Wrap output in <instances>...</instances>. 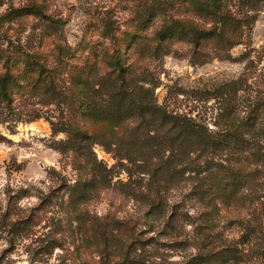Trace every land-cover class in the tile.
<instances>
[{
  "label": "clouds",
  "instance_id": "1",
  "mask_svg": "<svg viewBox=\"0 0 264 264\" xmlns=\"http://www.w3.org/2000/svg\"><path fill=\"white\" fill-rule=\"evenodd\" d=\"M139 2L125 8L120 0H0V53L11 57L16 80L7 85L11 103L0 102V264H109L102 251L87 250L81 215L97 224H137V236L125 240H135L129 256L134 264L143 254L140 242L150 239L165 245L187 243L186 251L160 249L166 264H186L201 253L203 214L215 209L226 217L211 233L217 243L231 246L226 264H264V159L246 168L260 187L246 181L238 186L245 211L228 217L224 204L210 202L209 196V191L236 187L240 174H225L224 169L238 168L237 157H264V0H219L218 8L205 4L199 15L186 11L185 0H171L174 21L159 10L165 0H143L137 16ZM107 20L115 22L113 37L119 44L99 35L92 38L93 31H104L101 21ZM49 25L57 29L51 37ZM165 27L167 32L160 35ZM129 31L144 38L146 58L129 59L132 39L124 37ZM49 38H59L62 47L76 53L66 64L69 70L80 69L77 81L62 75L60 65H45L56 69L57 91L74 102L72 109L56 107L42 91L33 93L22 78L28 69L18 50ZM94 45L102 46L97 53L119 49L125 62L122 79L109 75L113 70L108 68L97 82L92 80L83 57H92ZM81 46H89V52L81 53ZM17 63L19 70L13 67ZM4 72L0 61V74ZM104 79L115 87L104 89ZM83 83L93 84L91 100L80 94ZM224 85L235 90L224 96L199 94ZM146 94L150 102L143 99ZM117 95L125 127L115 128L116 138L105 141L82 105L94 102L109 119ZM150 121L157 123L150 126ZM183 121L197 131L203 128L211 142L195 146L192 132L179 125ZM133 141L153 147L133 153L129 163L123 145ZM13 161L17 170L9 169ZM120 161L128 171L119 167ZM129 184L136 185L134 193L124 191ZM176 208L184 219L174 240L165 234V224L174 226L169 218ZM10 209L14 214L5 225ZM29 217L36 223L10 232L11 222ZM118 261L113 256L110 264ZM148 264L165 262L153 255Z\"/></svg>",
  "mask_w": 264,
  "mask_h": 264
},
{
  "label": "rangeland",
  "instance_id": "2",
  "mask_svg": "<svg viewBox=\"0 0 264 264\" xmlns=\"http://www.w3.org/2000/svg\"><path fill=\"white\" fill-rule=\"evenodd\" d=\"M185 3L188 5L186 11L199 15L201 12L205 10V4L211 5L213 8H218V6H215L213 4L212 0H205V2L202 3V0H185ZM120 5H123L125 8L133 5V0H128V3L125 4L124 0H120ZM118 5V6H120ZM143 7V0H140L139 3L135 4V15L139 16L141 15V8ZM160 11L165 12L166 14H169L171 19L174 21V16H171L172 13L176 12L175 5L171 2V0H165V5H162L159 8ZM104 25V31L98 32L93 31L92 32V38L95 39L97 35L108 39L112 38L114 44H119L120 42L117 41L113 37V31L116 29L115 22L111 20L107 21H101ZM178 26L191 28L193 33L196 32V29L192 27L191 25H179V22H176ZM231 21H226V26L231 28ZM143 28L147 27V24L142 25ZM165 33L167 32V27H165ZM57 32V29L53 25H49L48 28V36L51 37ZM164 33V34H165ZM125 39L128 37H131L132 43H129L128 50L132 53V55L129 57V59L133 58H146L149 55V50L144 44V38L137 34L136 36H133V34L129 31L124 33ZM220 39H223L221 37ZM102 47L100 45H94L91 46V52L92 57H83V62L90 68L92 73V80L94 82L98 81V74L101 71H105L108 68H111L113 71L112 73H109V75L117 74L118 79H122L123 73L125 71V62L121 58L119 49L116 48L111 53L109 51L104 50L102 53H97L96 49L97 47ZM89 46H81L80 52L81 53H87L89 52ZM20 54L24 57L23 63L26 66L28 70L24 71L22 73V78L28 82L29 87L31 88L33 93L36 92H44L46 95H49V99L53 104L56 105V107H68L69 109H72L74 107V102L67 100L62 92L57 91V75H56V69H49L48 67H45L46 64L52 63V64H58L63 69V72L61 73L64 76L70 77L73 81H77L79 79V73L80 69L78 67H71L69 70L68 65L66 64V58L67 60L76 59V53H74L71 49L62 47L59 43V38L57 39H41L38 44L35 46L29 45V48L27 51L18 50ZM0 61L3 62L5 72L3 74H0V77L6 75L7 76V84L11 83L13 85L16 84V80L12 77V69L9 67V64L11 62V57H7L4 54L0 53ZM43 61V63H41ZM118 61L122 63V69L117 65ZM17 70L20 68V64L17 63L13 65ZM102 87L106 90L113 89L115 87L114 82H112L110 79H104L102 81ZM219 88H224L222 91H218ZM22 90V89H21ZM235 90L234 85H224L214 88H209L203 91L202 93H199L202 96H208V95H216V96H224L229 95ZM3 89L0 86V102H7L11 103L10 97H5L3 95ZM81 95L85 96L87 99L91 100V96L95 93L93 92V84L92 83H83ZM145 101L150 102V96L145 95L143 97ZM88 109L86 113V118L90 122V124L96 128L100 134L101 138L107 141L109 138L115 139L117 136V133L114 131L115 128H124L125 127V121L120 119L122 113H121V103L118 98V95L114 98L113 104L111 105V118L105 119L104 113L101 109H99L94 102H89L87 105H82ZM186 122H179V125L186 129ZM149 125H153L157 123L156 121H150L148 122ZM204 133L203 135H206L203 128H200ZM78 131V130H77ZM79 134V132H78ZM194 137L193 144L195 146H202L206 145L207 143L211 142V139L207 140V138H204L201 134H192ZM152 145L149 143H141L138 141H133L131 143H125L123 145L124 151L122 155L124 157L129 158V163H132V160L130 157L133 153H144L147 151H150L152 149ZM242 151V150H241ZM257 159L253 158L250 160L248 166L255 162ZM246 164V166H247ZM119 167H122L125 169V171H128V169L123 165V161L119 162ZM10 170H17L15 162L13 161L11 164H9ZM225 174H231L228 169H224ZM240 177L241 179L238 180V183L240 185L241 182H248L250 184L255 185L256 187H260V185L256 184L255 182V174H248L246 173V168L241 169L239 168ZM175 179V178H173ZM136 185L135 184H129L125 187L124 191L129 193L135 192ZM238 191V189H237ZM237 191L234 193V195H231V202L236 203L237 200H240L237 196ZM211 191H209L210 196V202L214 200H219L216 198H212ZM259 197H257L258 199ZM221 201V200H220ZM237 205H243L242 201H239ZM155 207V205H153ZM264 207V204L261 205ZM245 206H240L238 209L234 210L233 212L229 213L226 212L227 216L230 217L232 215H237L241 211H245ZM14 213L10 209L5 214V220L4 224L8 225L9 221L8 218L12 216ZM80 231L84 234L85 240L84 244L87 247V250L90 252L93 248L102 251L105 254V260L109 262L112 259L113 256L119 257L118 264H134V262H131L129 260V256L132 251H134L133 244L135 243V240L132 244L126 243L125 240L132 239L133 237H136V227L137 224L125 221H109L106 224H97L94 222L89 221L86 215L80 216ZM184 219L183 214L181 213L179 208H176L174 210V214L172 217L169 218L170 221L175 222L174 226H170L169 224H165V229L168 231L165 233L170 238L174 239L180 234L178 231V226L180 222ZM35 218L29 217L27 220H17L15 222H11L10 224V232L12 233H20L22 229L27 228L29 225L35 224ZM140 235H143L141 233ZM71 237L73 240L76 238L75 234H71ZM138 238V237H137ZM149 245H153L152 251L148 250ZM140 246L143 249V254L139 258L138 262H135V264H148V262L151 261V257L153 255H160L162 257V260H164L166 264V255L165 253H162L160 251L161 248H172L173 250L178 251H186L187 247L189 246L185 242H181L179 240H175V243L171 245H165L161 244L155 239H150L148 241H141ZM112 248L114 251L109 252V248ZM81 249L77 248V254L79 258ZM204 254L207 252V250L203 251ZM190 259V258H189ZM187 259V260H189ZM186 260V261H187ZM83 264H90L89 261L85 260ZM205 264V263H202Z\"/></svg>",
  "mask_w": 264,
  "mask_h": 264
},
{
  "label": "trees",
  "instance_id": "3",
  "mask_svg": "<svg viewBox=\"0 0 264 264\" xmlns=\"http://www.w3.org/2000/svg\"><path fill=\"white\" fill-rule=\"evenodd\" d=\"M213 4L215 6L219 7V0H212ZM229 22V21H228ZM165 33V30L162 31L160 35H163ZM136 36V35H133ZM117 65L122 69V63L118 61ZM7 76L4 75L0 77V86L3 89V95L6 97H9L7 94ZM224 88H219L218 91H222ZM186 130H189L192 132V134H201L204 138H207L209 140L210 137L206 135H203L202 130H196L194 125H192L189 121L186 122ZM211 139V138H210ZM241 153L245 150L243 147L241 148ZM253 158L258 159H264V157L260 156L259 153H253L252 154ZM250 160L247 157H243L242 155L240 157H237L235 159V163L239 165L238 168H228L229 172L231 175L235 176L236 173H239V168L245 169L248 167V164ZM247 164V166H246ZM236 187L231 188L227 192L221 190V191H216L211 193L212 198H216L221 200V202L224 204L226 212H233L234 210L238 209L240 206H245L244 203L242 202L243 205H237L239 201L237 200L236 203L231 202V195H234V193L237 191L239 183L238 180H235ZM238 214V213H237ZM229 216V215H228ZM203 218L205 220L204 225L202 228L199 230V234L203 237V240L200 244L201 248V253L198 258L196 259H189L186 261V264H202L207 262L209 260L213 261H218L220 264H226V259L229 255H231L230 245H226L223 242L217 243L216 238L211 235V233L217 228L220 227L221 221L225 220L226 217H221L219 209H215L213 213H204ZM227 223H231V220H227ZM202 250L207 252L204 254L202 253Z\"/></svg>",
  "mask_w": 264,
  "mask_h": 264
}]
</instances>
